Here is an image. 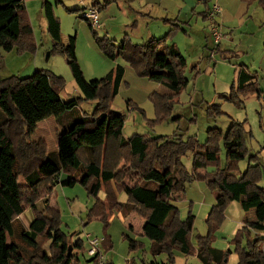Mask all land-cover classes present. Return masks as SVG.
<instances>
[{
  "label": "trees",
  "instance_id": "16d2710c",
  "mask_svg": "<svg viewBox=\"0 0 264 264\" xmlns=\"http://www.w3.org/2000/svg\"><path fill=\"white\" fill-rule=\"evenodd\" d=\"M257 1L264 9V0ZM25 2L0 0V47L7 52L17 48L22 52L36 49L37 41ZM110 3L111 0H105L104 6ZM42 9L54 44L51 54L66 55L82 98L96 99L98 103L93 114L81 113L78 99L63 101L60 90L64 79L50 71L39 70L30 77H0V110L4 114L0 119V264H93L98 261L100 252L89 255L82 263L79 250L84 248V240L73 243L60 228L58 208L47 204L40 209L36 204L41 187L46 183L55 184L63 176L62 185L81 183L96 199L88 212V220L98 219L104 223L105 237L100 244L111 241L106 230L112 213L121 212L124 216L136 213L145 219L143 235L151 241L149 251L152 256L166 255L172 264L175 250L186 256L196 255L204 264H227L231 249L224 251L214 247L212 231L224 223L227 206L239 201L246 212L254 211L255 218H246L244 226L235 234L238 264H264V187L259 184L264 178V167L259 154L252 152L247 144L243 122L233 120L227 131L218 126L210 127L205 144H200L195 136L185 139L179 134L148 136L134 133L125 137V114L110 106L119 92L124 67L117 65L105 76L89 81L76 53V37H70L68 43L63 42L54 3L44 0ZM211 10L212 7L208 10L207 5L206 19ZM177 28L142 44L133 43L126 37L118 45L109 37L94 32L106 56L126 58L138 74L166 87V92L153 91L150 96L158 120L170 115L173 103L178 101L189 83L187 59L176 44L169 43ZM219 44L215 45V52L220 50ZM246 65L241 64L237 81L226 98L236 100L240 94L262 93L257 73L251 72ZM199 73L200 69L196 74ZM212 109L217 114L223 113L216 104L208 107V110ZM50 116L63 127L56 152L48 149L46 141L32 138L38 123ZM223 148L226 165L221 167ZM189 151L194 155L191 172L182 162V157ZM246 157H249L248 167L239 174V161ZM211 165H215V169L208 171ZM132 170L140 173L142 181L124 189L128 196L122 202L112 184L114 181L117 189H121L120 181ZM19 174L24 176L34 201L31 205L34 218L28 228L20 221L24 206ZM201 179L206 180L218 195L207 219L210 230L206 235L199 234L198 244L193 245L190 233L195 215L190 211L186 219H181L174 200L185 192L187 183ZM102 191L104 198L100 197ZM125 237L131 250L142 248L141 241L130 234ZM47 240H51V254L43 243ZM70 245L74 247L71 253ZM106 263L109 264L107 259ZM154 263L158 264V261L155 259Z\"/></svg>",
  "mask_w": 264,
  "mask_h": 264
},
{
  "label": "rangeland",
  "instance_id": "374dc122",
  "mask_svg": "<svg viewBox=\"0 0 264 264\" xmlns=\"http://www.w3.org/2000/svg\"><path fill=\"white\" fill-rule=\"evenodd\" d=\"M43 1L26 0L25 2L37 39L36 49L22 52L17 48L7 52L0 47V77L11 75L30 77L39 70L50 71L64 79V86L60 90L63 101L78 99V108L81 113L93 114L98 100L82 98L83 94L74 80L65 54L59 52L51 54L54 44L47 30L42 9ZM49 1L54 3L55 13L60 18L63 42L68 43L70 37H76V53L84 75L89 81L105 76L117 65H122L126 69L119 92L110 102L112 109L125 114L126 122L123 130L125 137H130L134 133L148 136L179 134L185 139L195 136L200 144H205L210 127L218 126L227 131L231 122L236 120L243 122L247 130V144L252 152L259 154L264 167V9L257 0H207L205 10H203L204 5L198 4L197 13L189 12L181 15L175 14L173 9L176 6L178 10L179 3L182 4L183 0H173L174 8L172 9L163 6L165 0H149L153 1L152 4H147V0H111L107 6H104L105 0ZM176 2L179 3L176 4ZM214 4L221 6L222 15H217L214 20L204 19L201 11H206L207 5L213 7ZM90 6L98 9L99 26H93L90 20L83 17V12ZM129 9L142 12L136 14V17L133 14L129 17ZM171 11L172 14H170ZM213 26H218L223 34L219 44L220 50L217 52L214 51L215 44L208 38ZM175 28L177 32L170 36L169 43L176 44L186 57L188 63L186 75L189 83L179 95L178 101L173 103L174 108L170 115L158 120L159 117L150 96L153 91L166 92V87L160 82L138 74L126 58L117 56L111 59L106 56L100 49L94 32L101 37H109L118 45L126 37L133 43L142 44L152 35H154L152 37L160 38ZM242 63L247 64L251 72L257 73L262 93L240 94L236 100L228 99L226 96H229L234 82L237 81L238 69ZM199 69L200 73L196 74ZM215 104L223 113L217 114L214 109L211 113L208 110L209 106ZM3 118L4 114L0 110V119ZM62 131L63 127L57 119L50 116L38 123L32 138L46 141L48 149L56 152ZM193 158L192 151L182 157L184 166L190 172L193 169ZM248 164L249 157L241 159L238 173L244 172ZM225 165L226 151L223 148L220 166ZM209 169L208 171L214 170L215 165H211ZM19 178L21 183L22 180L26 182L23 175ZM50 184L53 183H46L41 187L36 204L39 199L47 196L42 195L45 194L42 190ZM259 184L264 187V178ZM29 190L28 184L20 185L25 207L20 221L26 228L30 225L27 217L31 213L34 217L31 209L34 201ZM217 195L218 192L210 189L206 180L201 179L187 183L185 192L174 200L179 208L181 219H186L190 211L195 215L194 227L190 233V241L193 245L198 244L199 234L206 235L210 230L207 219ZM103 196L104 191L100 194V197L104 198ZM124 199H127L125 192L119 200ZM52 200L60 210V228L73 243L78 239L84 240V248L79 250V258L84 263L89 258L87 233L100 240L105 237L104 223L96 219L88 220V212L96 199L89 195L85 186L76 183L73 186L55 184ZM45 207L46 205L43 208ZM206 212L208 213L205 214ZM246 218L254 219V211L246 212L240 202L235 200L225 210L224 223L212 231L214 247L224 251L231 249L227 264L239 262V254L235 250V234L231 228ZM131 223L129 218L123 220L119 214L112 222L110 221L106 232L111 236V241L100 244L109 264H153L155 259L158 263L167 261L166 255L156 258L152 256L149 251L150 239L133 231L130 228ZM125 234H130L141 241L142 248L131 250ZM19 242L22 243L21 240ZM43 243L49 252L51 240ZM70 248L72 252L74 247L70 245ZM174 254V264H204L196 255L186 256L178 250H175ZM98 262L99 260L96 264Z\"/></svg>",
  "mask_w": 264,
  "mask_h": 264
},
{
  "label": "crops",
  "instance_id": "0c3cea01",
  "mask_svg": "<svg viewBox=\"0 0 264 264\" xmlns=\"http://www.w3.org/2000/svg\"><path fill=\"white\" fill-rule=\"evenodd\" d=\"M165 3L163 4V6L164 7H166V8H174V2H173V0H165L164 1ZM153 3V1L152 2H150L149 0H147V4H152ZM179 3V2H178ZM177 2H176V4H178ZM198 4H202V5H204V9L203 10H205V1L204 0H183V2H182V4H180L179 3V8H178V10L176 9V6H175V9H173V11H175V14L177 13V15H181L182 13H185V14H188L189 12H193V13H197L196 12V7H197V9L199 8V5ZM212 6L211 5H208V9L209 8H211ZM207 8V7H206ZM129 12H130V16L129 17H131V15L133 14L135 17L137 16L136 14H140L139 12H142V11H138V12H135V11H133L132 9H129L128 10ZM201 11V10H200ZM201 12H203L202 14H203V18L205 19V11H201ZM200 12V13H201ZM222 13V12H221ZM151 14V13H150ZM170 14H172V11H171V13ZM145 15V14H144ZM155 15H157V14H155ZM222 15V14H221ZM99 20H100V17H99ZM47 24V23H46ZM151 34H152V32H151ZM211 35V32H210V34L208 35V38H210V40H211V38H212V36H210ZM152 36H154V35H152ZM152 36H150V37H152ZM35 37H36V35H35ZM37 40V39H36ZM103 66H104V64H103ZM126 70V69H125ZM111 71V70H110ZM107 74V73H106ZM105 74V75H106ZM103 77V76H102ZM99 78H101V77H99ZM262 90V89H261ZM58 141H59V139H58ZM19 176L20 175H18V184H19V188H20V185L22 184L23 186H25V185H27V183L26 182H24L23 180H22V183H21V180H20V178H19ZM63 178H64V176L63 177H61L60 179H59V181H57V183H55V184H61L62 185V183H61V181L63 180ZM142 181V177H141V175L139 174V172L138 171H136V170H133V171H131V172H129V173H127V175L120 181V183H119V185H121V187H122V189L121 190H118L117 189V184L113 181V184H112V186H113V189L115 190V193H116V196L118 197V200H119V198H120V196L122 195V193H124L125 191H124V189H126V188H131V187H133V186H135L136 184H138V183H140ZM55 184H50V185H48L47 187H45L43 190H42V192L43 193H45V194H42V195H47L45 198H43V199H39V201L37 202V206L40 208V209H43V207H44V205H51V206H53V207H56V208H58L57 206H56V204L53 202V200H52V192H53V189H54V186H55ZM64 186V185H63ZM29 191H31V189L29 190ZM21 192V191H20ZM125 196L127 197L128 196V194L125 192ZM42 197V196H41ZM103 197H105V192H104V196ZM185 198H186V196H185ZM127 199H124L123 201L122 200H120V201H122V202H124V201H126ZM21 201H22V194H21ZM28 202H29V200H28ZM27 202V203H28ZM23 203V202H22ZM211 203H212V201H211ZM213 204V203H212ZM23 206H24V204H23ZM24 211H25V207H24ZM31 211V210H30ZM208 212H206L205 214H207ZM117 214H119V216L123 219V220H125V219H127V218H129L130 219V221H132V223L130 224V226L133 228V231H136V232H138L139 234H141V235H143V228H144V225H145V219L144 218H142V217H139L137 214H135V213H130L129 215H127V216H124V214H122L121 212H114L113 213V215L112 216H110V218H109V222L111 221L112 222V220L115 218V216L117 215ZM137 217V218H136ZM27 218H29V220H30V222L33 220V215H32V213H31V215H29ZM96 220H98V219H96ZM244 226V221H242V222H240V223H238V224H236L235 226H233V228H231V231L234 233V234H236V232L238 231V229H240V228H242ZM87 235H90L91 237H93L90 233H87ZM106 256V255H105ZM107 259V258H106ZM158 259V258H157ZM107 262H109V260L107 259ZM112 262V261H111Z\"/></svg>",
  "mask_w": 264,
  "mask_h": 264
},
{
  "label": "built area",
  "instance_id": "2783aa9c",
  "mask_svg": "<svg viewBox=\"0 0 264 264\" xmlns=\"http://www.w3.org/2000/svg\"><path fill=\"white\" fill-rule=\"evenodd\" d=\"M82 1V0H80ZM222 8L219 4H214L212 7V10L209 13V18L212 19L215 17V15H217L218 13H221ZM83 16L88 18L89 20H91L93 26H99V15H98V9L94 8V7H89L88 10H86L83 13ZM212 39L215 45L219 44L223 34L220 31V28L218 26H213L212 30ZM88 238V244H89V250L88 253L89 255H96L98 252H100L99 254V262L97 264H107L106 263V258L104 253H101V249L100 247V243L101 240L98 238H93L90 235H87ZM96 264V263H93ZM158 264H172L169 260L162 262V263H158Z\"/></svg>",
  "mask_w": 264,
  "mask_h": 264
},
{
  "label": "water",
  "instance_id": "95a60500",
  "mask_svg": "<svg viewBox=\"0 0 264 264\" xmlns=\"http://www.w3.org/2000/svg\"><path fill=\"white\" fill-rule=\"evenodd\" d=\"M69 253H71V248L69 249Z\"/></svg>",
  "mask_w": 264,
  "mask_h": 264
}]
</instances>
